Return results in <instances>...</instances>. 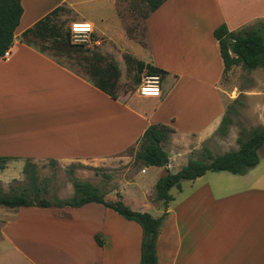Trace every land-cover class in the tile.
<instances>
[{
  "label": "crops",
  "instance_id": "1",
  "mask_svg": "<svg viewBox=\"0 0 264 264\" xmlns=\"http://www.w3.org/2000/svg\"><path fill=\"white\" fill-rule=\"evenodd\" d=\"M78 1L21 0L24 12L11 55L0 57V158H7L8 166L101 162L137 146L150 126L166 125L175 130L164 143L167 168L176 172L190 159L202 160L203 152L198 158L195 154L216 140L227 114L221 90L224 63L214 31L222 24L238 31L254 19H264V0H167L146 21L147 49L129 46L150 75L161 77V97L137 92L117 99L102 91L100 82L37 49L35 36H25L63 8L76 16L74 22L92 23L93 37L102 46L96 21L79 15ZM116 28L113 19L103 32L115 35ZM150 67L160 73H150ZM251 77L254 83L236 94L246 97L264 128V69L252 71ZM237 139L230 134L228 150L221 155L238 151ZM233 140L236 147L231 148ZM258 156V165L243 174L207 172L182 181L170 190L172 201L167 207L161 202L159 211L129 201L140 212L166 214L157 241L158 264H264V146ZM159 169L157 182L166 174L165 168ZM10 210L14 216L0 228V264L141 262V245L135 242L129 252L118 239L124 229L120 225L133 227L140 236L137 225L101 204Z\"/></svg>",
  "mask_w": 264,
  "mask_h": 264
},
{
  "label": "rangeland",
  "instance_id": "2",
  "mask_svg": "<svg viewBox=\"0 0 264 264\" xmlns=\"http://www.w3.org/2000/svg\"><path fill=\"white\" fill-rule=\"evenodd\" d=\"M77 3L81 17L96 21L100 32L97 29L96 31L104 38L102 46L98 50H89L71 44L70 25L78 20L70 9H63L53 18L52 23L63 36L65 44H61L60 39L55 40L52 36L46 39L35 38L37 39L35 47L86 79L101 82L107 76H113L116 79V87L112 92L118 98L137 93L148 69L141 65L143 62L138 60L129 46L147 49L145 17L147 9L143 0H79ZM113 19L114 26L117 27L115 35L104 34L103 27L112 24ZM258 24H264V19H254L244 28ZM122 36L126 37L129 45L124 44ZM251 74L252 72L237 66L223 78L221 90L227 106V122L221 125L223 130L216 133V140L207 143L204 149L207 150L208 147V153L205 154L204 149H201L195 154L198 158L203 152L204 158L201 161L209 163L211 158L228 150L230 134L234 133L237 136L240 147V144L248 140L254 132L263 128L258 125L259 115L250 111L246 97L236 94L237 90L240 91L246 85L249 87L254 83ZM260 83L264 85V79H260ZM221 142L226 144L220 145ZM232 142L231 148L236 147L234 140ZM138 150L139 144L119 156L101 162H16L11 163V166H8L10 164L8 162L5 170L0 172V190L2 194L9 196H26L33 203L41 200L51 203L59 200L66 202L74 197L73 182L78 180L99 188L109 202L128 200L125 204L133 211L141 210L131 206L129 201L138 208L161 210V202L156 200L155 190L161 171L159 168L145 167L138 161L136 158ZM144 171L147 173L144 174ZM14 212L0 207V228L3 221L14 216ZM152 215L156 217V214ZM134 224L137 225L140 236L133 227L126 225H120L124 229L118 236L123 248L129 252L134 250L135 242L141 245L143 239L141 227L135 222Z\"/></svg>",
  "mask_w": 264,
  "mask_h": 264
},
{
  "label": "trees",
  "instance_id": "3",
  "mask_svg": "<svg viewBox=\"0 0 264 264\" xmlns=\"http://www.w3.org/2000/svg\"><path fill=\"white\" fill-rule=\"evenodd\" d=\"M167 0H143L148 19L153 13L160 9ZM63 8L56 9L49 17L40 21L35 27L28 31L25 36L33 35L36 38L46 39L53 36L55 40L60 39L65 44L63 36L57 32L52 23ZM24 9L21 0H0V57L12 46L14 34L20 24ZM214 37L219 43V51L224 63V77L237 66L246 71L264 69V24L244 28L238 31H230L226 24H222L214 31ZM68 38V36H67ZM143 65V64H141ZM150 73H160L154 68H149ZM100 89L117 99L112 90L116 87V79L107 76L99 85ZM229 111V110H228ZM227 122L224 118L223 124ZM219 130L222 131L223 127ZM175 130L166 125L150 126L143 134L139 142V150L136 158L145 167L165 168L166 174L156 183V200L167 207L172 201L170 190L179 187L182 181H194L207 172L226 171L235 175L243 174L248 169L258 165L259 149L264 146V128L254 132L245 142L240 144L238 151L227 152L223 155L211 158L210 162L190 159L184 167L174 172L167 170L169 154L164 148V143L169 135ZM7 158H0V170H5L8 163ZM34 179V178H33ZM74 197L70 201H56L51 203L41 200L38 203L30 202L26 196H9L2 194L0 190V207L16 209L20 207H57V208H80L90 203H97L112 209L127 221L137 223L143 233L141 244V264H158L157 241L166 214L154 217L147 212L133 211L122 200L109 202L100 192L99 188L89 183L74 180ZM97 243L102 247L104 242L96 236Z\"/></svg>",
  "mask_w": 264,
  "mask_h": 264
},
{
  "label": "built area",
  "instance_id": "4",
  "mask_svg": "<svg viewBox=\"0 0 264 264\" xmlns=\"http://www.w3.org/2000/svg\"><path fill=\"white\" fill-rule=\"evenodd\" d=\"M94 25L90 22H73L70 25L69 37L71 44L85 48L101 46V41L94 39ZM11 55V46L1 56L2 59H8ZM138 94L141 97L159 98L162 95V79L159 75L145 74L139 87Z\"/></svg>",
  "mask_w": 264,
  "mask_h": 264
}]
</instances>
